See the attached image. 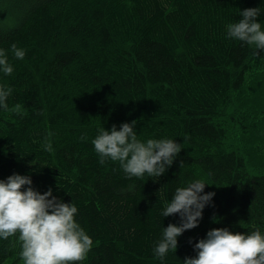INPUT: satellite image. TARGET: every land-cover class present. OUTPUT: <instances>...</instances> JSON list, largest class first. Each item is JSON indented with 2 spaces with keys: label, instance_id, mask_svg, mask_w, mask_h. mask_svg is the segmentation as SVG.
<instances>
[{
  "label": "trees",
  "instance_id": "trees-1",
  "mask_svg": "<svg viewBox=\"0 0 264 264\" xmlns=\"http://www.w3.org/2000/svg\"><path fill=\"white\" fill-rule=\"evenodd\" d=\"M251 8L264 31V0H0V50L13 66L0 71L10 89L0 180L30 176L40 194L51 188L77 207L93 241L79 264H183L210 230L264 235V163L231 138L245 125L230 117L237 97L248 76L264 73V51L227 37ZM133 121L141 142L179 144L165 175L128 178L118 162L100 163L99 130ZM195 180L206 184L201 195H215L199 226L158 259L163 228L180 225L179 214L161 213ZM20 251L17 237L0 240V264H23Z\"/></svg>",
  "mask_w": 264,
  "mask_h": 264
},
{
  "label": "clouds",
  "instance_id": "clouds-1",
  "mask_svg": "<svg viewBox=\"0 0 264 264\" xmlns=\"http://www.w3.org/2000/svg\"><path fill=\"white\" fill-rule=\"evenodd\" d=\"M259 14V8L245 9L240 12L242 18L238 22L227 25V37L254 45L259 50L257 55L264 51ZM11 51L15 59H24L25 51L15 44ZM0 71L5 75L13 73L4 50H0ZM9 95L10 89L0 88V107L5 110ZM135 124L136 121L124 123L120 130L115 125L111 131L99 130L92 145L100 163L108 159L118 162L128 178H141L145 173L158 178L165 175L181 152L179 144L170 139L141 142L134 131ZM46 149L51 151V144H47ZM205 186L202 180H195L186 188H177L172 195L161 215L179 214L180 225L169 224L163 228L162 237L153 249L158 259L163 260L170 249L177 250V238L199 226L204 208L215 195H201ZM77 212L73 203L53 196L51 188L44 194L34 190L30 176L13 174L7 180H0V240L18 238L23 264H79L84 261L93 241L75 221ZM194 251L196 257H186L183 264H264V235L259 230L233 234L227 228L213 229L194 245Z\"/></svg>",
  "mask_w": 264,
  "mask_h": 264
},
{
  "label": "rangeland",
  "instance_id": "rangeland-1",
  "mask_svg": "<svg viewBox=\"0 0 264 264\" xmlns=\"http://www.w3.org/2000/svg\"><path fill=\"white\" fill-rule=\"evenodd\" d=\"M230 113V117L245 120V125L233 127L231 138L234 145L250 149V160L255 166H261L264 163V73L248 76ZM257 142L260 145L255 146ZM258 171H264V167Z\"/></svg>",
  "mask_w": 264,
  "mask_h": 264
}]
</instances>
